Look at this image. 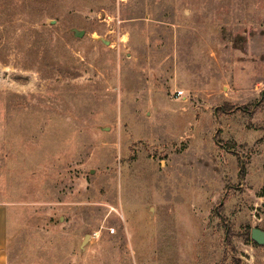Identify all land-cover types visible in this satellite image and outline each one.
I'll return each mask as SVG.
<instances>
[{"label": "rangeland", "instance_id": "obj_1", "mask_svg": "<svg viewBox=\"0 0 264 264\" xmlns=\"http://www.w3.org/2000/svg\"><path fill=\"white\" fill-rule=\"evenodd\" d=\"M0 212L6 264H264V0H0Z\"/></svg>", "mask_w": 264, "mask_h": 264}, {"label": "water", "instance_id": "obj_2", "mask_svg": "<svg viewBox=\"0 0 264 264\" xmlns=\"http://www.w3.org/2000/svg\"><path fill=\"white\" fill-rule=\"evenodd\" d=\"M84 35L83 31H73V36L75 38H82ZM105 45H108L107 43H105ZM89 238V236H85L83 239V243H85V241ZM250 240L256 244L257 246L260 247H264V231H261L259 229L253 228L250 231ZM82 243V244H83Z\"/></svg>", "mask_w": 264, "mask_h": 264}, {"label": "crops", "instance_id": "obj_3", "mask_svg": "<svg viewBox=\"0 0 264 264\" xmlns=\"http://www.w3.org/2000/svg\"><path fill=\"white\" fill-rule=\"evenodd\" d=\"M6 233H5V219L0 212V264H6Z\"/></svg>", "mask_w": 264, "mask_h": 264}, {"label": "built area", "instance_id": "obj_4", "mask_svg": "<svg viewBox=\"0 0 264 264\" xmlns=\"http://www.w3.org/2000/svg\"><path fill=\"white\" fill-rule=\"evenodd\" d=\"M182 95L181 92L176 93V96L180 97ZM96 237V234L93 235V238Z\"/></svg>", "mask_w": 264, "mask_h": 264}, {"label": "trees", "instance_id": "obj_5", "mask_svg": "<svg viewBox=\"0 0 264 264\" xmlns=\"http://www.w3.org/2000/svg\"><path fill=\"white\" fill-rule=\"evenodd\" d=\"M256 245V244H255Z\"/></svg>", "mask_w": 264, "mask_h": 264}]
</instances>
